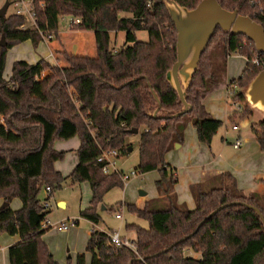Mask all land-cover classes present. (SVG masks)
Wrapping results in <instances>:
<instances>
[{"label": "trees", "instance_id": "trees-1", "mask_svg": "<svg viewBox=\"0 0 264 264\" xmlns=\"http://www.w3.org/2000/svg\"><path fill=\"white\" fill-rule=\"evenodd\" d=\"M36 1L42 4L35 6L34 25L11 11L0 16V34L6 38L5 44H0V198L6 202L0 206V231L19 236L7 248L9 264H59L42 241L49 229L42 226L47 214L38 197L42 187L49 186L52 191L66 178L72 183L87 181L91 199L80 215L99 222L96 205L106 191L121 186L122 181L116 172L103 173L97 157L107 149H115L118 157L126 155L129 146L125 139L133 128L137 132L142 128L134 170L138 174L159 173L155 181L159 196L142 208L127 205L137 217L148 220V227L128 225L134 229L135 249L111 244L106 232L93 229L86 246L90 262L81 252L76 264H264V227L253 208L264 218V198L243 194L234 178L224 173L225 185L206 191L199 185L192 187L196 206L189 210L176 201L175 168L165 161V154L182 141L187 123L196 128L198 140L207 144L221 127L222 121L208 113L203 100L219 83L231 52L246 55L242 72L227 83L233 101H244L242 88L235 90L234 86H244L264 68V52L245 34L216 26L186 87L191 109L166 117L179 111L182 104L165 76L176 59V28L163 0ZM176 1L193 7L199 0ZM218 1L264 27V0ZM63 14L79 18L70 27L93 30L96 54L64 51L63 66L42 57L35 62L15 59L10 76L5 78L6 51L27 39L35 47L42 39L39 29L55 35ZM139 29L147 31V39L137 38ZM112 30H124V42L118 48L109 45ZM217 30L220 41L211 46ZM46 67L51 72L41 76ZM250 112L247 105H240L231 117L242 118ZM251 128L264 151V118L252 122ZM76 135L78 161L62 176L53 163L64 151L55 149L53 141ZM13 197L21 202L17 209L9 205ZM226 203L195 230L206 215Z\"/></svg>", "mask_w": 264, "mask_h": 264}, {"label": "rangeland", "instance_id": "rangeland-1", "mask_svg": "<svg viewBox=\"0 0 264 264\" xmlns=\"http://www.w3.org/2000/svg\"><path fill=\"white\" fill-rule=\"evenodd\" d=\"M1 4L2 1H0V5ZM9 11L10 7L6 13ZM71 17L72 15L70 14L61 15L58 21V30L62 31L67 27L69 29H76L74 27H70L69 25ZM27 22L30 23L28 20ZM136 36L139 39H147L148 34L145 29H139L136 31ZM220 36L221 33L219 30H217L216 36L214 37L211 46L217 44L220 41ZM3 38L6 40L5 36ZM72 38V36H64L63 33H59L57 31V33L53 35L51 39L45 40L43 43L38 41L35 47L29 39L16 43L6 51L3 76L5 78L10 76L12 63L15 59H26L29 62H35L39 58V54L48 51L52 53V56L50 60L44 58L45 60H48L52 64L61 66L65 65L66 60L64 51H70L71 42H69V39ZM66 42H68V44ZM123 42L124 30L110 31V46L113 48H118ZM85 53L90 54L89 51H86ZM236 53L237 52H231V54L227 57L225 71L223 72L219 81L221 85L217 84L213 89H211L212 92L210 90V92H208L204 97V103L206 105L212 107H217V105L218 107L221 106L222 109H220V113L218 114L220 115L223 112L224 115L222 116L233 115V111L236 109L235 104H245L250 110H256V108H252L246 102L245 97L244 101H233L231 97L233 90L231 88H226V84L229 82V79L232 77H237L242 72L246 62V55ZM91 55H94V52H92ZM237 55H243V57ZM42 71L44 72L43 76H47L51 72L48 67ZM227 75L229 76V79ZM248 81H246L245 85L242 87L234 86V89L239 90L242 88V92L244 93ZM240 120L241 118L236 116V119L233 120L232 123H222L221 127L219 128V133L225 130V124L228 125L227 131L231 132V124L239 123ZM239 127L242 128V125L240 124ZM141 131L142 128H140L137 133H130L126 137L125 143L127 146H132V151L126 155L115 158V168L122 170L125 173H128L136 168L139 161L138 142ZM70 139H56L53 141V147L55 149H66L63 157L54 161L53 163L54 169L58 170L62 176H67L72 171L77 162V147L73 146L75 141L79 142V138L76 135ZM155 173L156 172L149 171L142 175L137 174L136 176L130 177L125 182L122 181L121 186H116L106 191L102 195L99 203L96 205V212L99 216L98 227L101 226L104 232L108 234L114 231L118 232L121 238L127 239L131 238L134 234V229L128 225L136 224L147 228L148 220L137 217L135 213L129 211L127 205L136 204V200L139 197V191L145 192L147 196L152 195L153 191L155 190V181L158 178L156 177ZM49 196L50 197L47 199L49 207L44 210L48 211L46 218L49 220L50 228L44 235H42V241L56 261L58 257L62 256V264H76V253L79 251L80 253L87 252L86 246L88 241V232L92 228L90 222L80 215V212L89 206L91 199L90 185L87 181L72 183L69 178H66L60 187L52 188L51 194ZM38 197L41 200V203H43L48 197L45 187L40 189ZM1 199L4 201L3 198ZM59 202L64 203V206H60ZM9 205L11 208L17 209L20 207L21 202L18 197H13ZM116 213L120 214V219L115 218ZM73 220H76L77 222L70 226L69 229L62 232L56 231V226L60 221H66L69 223ZM14 236L15 235H10L5 231H0V264H8L6 250L8 245H10L14 238H16V236ZM78 249L80 250L78 251ZM54 253L56 254L55 256ZM187 253L194 256L199 255L198 253H194L192 251H187Z\"/></svg>", "mask_w": 264, "mask_h": 264}, {"label": "crops", "instance_id": "crops-1", "mask_svg": "<svg viewBox=\"0 0 264 264\" xmlns=\"http://www.w3.org/2000/svg\"><path fill=\"white\" fill-rule=\"evenodd\" d=\"M58 32L63 33L64 36L69 35L73 37L72 39H69V42H71L70 51L79 54H87L85 52L89 51V55H91L92 52H94V55L96 54L93 30L69 29L67 27L62 31L58 30ZM43 41L45 40H40L42 43ZM66 43L68 44V42ZM51 56L52 53L49 51L39 54V58L42 57L48 60L51 59ZM237 56L243 57V55ZM227 77L229 79L228 75ZM204 105L208 113L213 118L221 120L222 123H232L233 120L236 119V116H222L224 115L223 112L219 115L218 113H220V109H222L221 106L218 107L217 105V107H212L205 103ZM262 118H264V112L258 109H253L248 116L242 117L239 123L231 124V129L232 125H237V129H232L231 132H228L227 124L224 125L225 130L223 132L219 133L218 129L212 136L209 144L199 141L196 128L191 122L187 123L183 132L182 141L178 143V145L174 144L173 148L165 154V161L175 168V174L177 176V181L173 186V193L175 194L177 203L184 205L189 210L194 209L196 202L192 187L199 185L201 190L206 191L213 187L225 185L227 184V179L221 177V174L224 173H229L234 178L237 189L243 194H253L257 197L264 198V151L260 149L256 136L251 128L252 122H256ZM240 124L243 129L239 127ZM238 138L241 140V145L238 148H234L233 143ZM78 146L79 142L75 141L73 147L78 148ZM61 151L65 152L66 149ZM130 151H132V146H129V152ZM76 161H78V158ZM150 172H156V177L159 178L157 170H152ZM158 196L159 194L156 187L151 196H147L146 193L143 195L139 193L135 206L142 208L146 201ZM2 204L3 200L0 198V206ZM116 214L115 218L120 219L121 216L117 218ZM89 222L92 228L88 232V237L93 229L104 232L101 226L98 227V223ZM56 231L62 232L65 230H58L56 228ZM15 236L16 238H14L11 244L19 240V236ZM134 238L135 233L129 239L133 240ZM79 250L80 249H78V251ZM78 253H80V251L77 252L76 255ZM55 255L56 254L54 253V256ZM61 257H58L57 259L59 264H62L63 261ZM90 258L91 255L89 257V252H85V260L87 263L90 262Z\"/></svg>", "mask_w": 264, "mask_h": 264}, {"label": "water", "instance_id": "water-1", "mask_svg": "<svg viewBox=\"0 0 264 264\" xmlns=\"http://www.w3.org/2000/svg\"><path fill=\"white\" fill-rule=\"evenodd\" d=\"M176 28V59L165 72L166 79L176 89L182 107L166 117H175L191 109L186 101V87L196 70L199 58L207 46L216 26L231 33H242L251 39L258 51L264 52V27L249 15L242 14L237 8L227 9L218 0H199L193 7H187L176 0H163ZM8 1L0 5V16L6 13ZM1 34L0 44H5ZM246 102L252 107L264 112V68L259 70L248 81L244 90ZM158 106L160 103L158 101ZM157 109L153 111L155 116ZM137 133V129H131ZM178 145V143H175ZM141 195L145 192L139 191ZM229 203L219 205L206 215L196 229L201 226L219 209ZM6 202L2 204L5 206ZM63 206V203H59ZM261 218H264L258 208L253 207ZM141 259V258H139Z\"/></svg>", "mask_w": 264, "mask_h": 264}, {"label": "built area", "instance_id": "built-area-1", "mask_svg": "<svg viewBox=\"0 0 264 264\" xmlns=\"http://www.w3.org/2000/svg\"><path fill=\"white\" fill-rule=\"evenodd\" d=\"M2 3L5 0H0ZM8 1V6L7 10L10 7V11L14 12L16 14H21L24 15V17L29 20L31 24H35V6L36 4H42V1H36V0H7ZM6 10V11H7ZM79 21V18L77 16H72L70 18L69 23H76ZM40 33L42 34V39L44 40H49L53 37V33L48 30H41L39 29ZM237 54V53H236ZM43 71H41L40 75L43 76ZM227 89H230V86L227 85ZM235 107L237 109L240 108L239 104H235ZM232 129H237V125H232ZM241 145V140L238 138L234 141L233 147L238 148ZM117 151L115 149H107L103 150L100 155L97 157L98 162L102 163L101 170L103 173H112L116 172L118 173L121 181L125 182L127 181L130 177L136 176L138 173L133 169L128 173L123 172L122 170H119L115 168L116 162L115 158H117ZM113 167V168H112ZM46 192L48 195L51 193V189L49 186L45 187ZM44 206V209H47L49 207V204L47 202V199L44 200L42 203ZM48 213V211H46ZM47 215V214H46ZM116 217L119 218L120 214L117 213ZM76 220H73L72 222L67 223L66 221H60L56 228L58 230H67L70 226H72L74 223H76ZM42 226L44 228H50L49 225V220L45 216V220L42 223ZM109 237V242L114 245H125L127 247H130L132 249H135V245L132 240H129L127 238H121L118 234V232H112V233H107Z\"/></svg>", "mask_w": 264, "mask_h": 264}]
</instances>
